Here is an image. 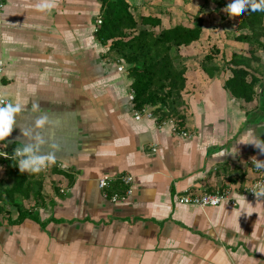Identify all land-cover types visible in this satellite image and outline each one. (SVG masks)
<instances>
[{
    "label": "crops",
    "instance_id": "1",
    "mask_svg": "<svg viewBox=\"0 0 264 264\" xmlns=\"http://www.w3.org/2000/svg\"><path fill=\"white\" fill-rule=\"evenodd\" d=\"M127 2L135 15L171 24L163 1ZM45 3L52 6L40 7ZM100 6L99 0H4L0 8L1 92L22 105L17 126L0 143L21 147L20 128L43 117L35 130L41 151L54 153L55 168L69 175L52 169L41 175L42 203L24 200L37 219L11 224L0 213V264H264V199L244 193L260 174L251 157L264 160L244 143L250 134L264 140V50L251 63L259 80L246 102L224 86L231 75L225 61L250 56V45L234 31L209 37L203 25L198 40L179 48L186 67L184 137L169 122L134 118L127 70H118L120 60L94 38ZM103 175L112 178L108 196L125 189L120 176L131 175V194L116 202L104 197L97 186ZM1 180L11 184L0 166ZM227 188L235 205L177 200Z\"/></svg>",
    "mask_w": 264,
    "mask_h": 264
},
{
    "label": "trees",
    "instance_id": "2",
    "mask_svg": "<svg viewBox=\"0 0 264 264\" xmlns=\"http://www.w3.org/2000/svg\"><path fill=\"white\" fill-rule=\"evenodd\" d=\"M203 1L207 4L210 0ZM99 2L101 23L95 28L94 38L107 45V52L124 64L127 76L131 79L134 109L150 107L158 123L173 118L178 127L183 128L187 116L185 108L182 107L186 67L181 61L179 48L200 38L203 18L198 15L193 17V23H175L166 27L158 15H135L127 0ZM225 4L226 1L217 0L218 6L224 7ZM232 30L237 32L236 40L250 45V56L232 54L225 61L231 75L224 86L233 96L252 102L259 78L250 74L249 69L253 68L252 61L260 60L255 54L256 51L264 50V11H245ZM205 58L211 59L207 55ZM261 101L263 102L262 105L260 103L259 111L264 112V98ZM0 166L10 173L11 178L10 185L0 181V213H6L11 224L35 217L30 207L24 206L22 199L32 198V206L42 203V174L20 173L16 167L17 160L12 158H0ZM52 171L69 176L55 167H52ZM12 211H17L15 218H11Z\"/></svg>",
    "mask_w": 264,
    "mask_h": 264
},
{
    "label": "clouds",
    "instance_id": "3",
    "mask_svg": "<svg viewBox=\"0 0 264 264\" xmlns=\"http://www.w3.org/2000/svg\"><path fill=\"white\" fill-rule=\"evenodd\" d=\"M51 4H42L40 7L49 8ZM264 11V0H227L223 11L227 12L229 17L235 16L238 12L245 11ZM39 105H33L32 110L36 111ZM22 110V105L19 103H5L0 105V141H4L6 137L10 135L16 124L17 114ZM45 123V118L40 117L36 119L31 128H20L21 136L27 140L31 138L30 142L21 140V147L13 150L9 158L17 160V168L20 173H39L42 169L50 167L55 163V156L52 152H42L43 139L35 131L38 127ZM19 127V126H18ZM248 143L253 147L259 149L260 153L264 154V140H261L257 135L250 134ZM3 143H0V147H4ZM254 162V166L257 169L264 170V160L251 157ZM251 192L255 197H264V182L258 183L253 187Z\"/></svg>",
    "mask_w": 264,
    "mask_h": 264
},
{
    "label": "built area",
    "instance_id": "4",
    "mask_svg": "<svg viewBox=\"0 0 264 264\" xmlns=\"http://www.w3.org/2000/svg\"><path fill=\"white\" fill-rule=\"evenodd\" d=\"M4 5V0H0V8ZM101 23V19L97 18L96 19V25ZM122 63L120 62L119 66H118V70H123L125 67L123 65H121ZM4 62L2 59H0V74L2 72V68H3ZM1 82H0V105H3L5 103H8V100L6 99V97L2 94L1 92ZM133 90L130 88V92L128 94V98L133 102ZM133 116L135 119H141V118H155L152 110L150 107H144L141 110L138 109H134L133 111ZM169 122L172 124V130L173 132L182 135L184 137H188L189 133L184 129V128H180L178 127L176 121L173 118H169L167 120L162 121L161 123H158L156 120V123L158 125H161L163 123ZM13 152V150H9L5 147H0V158L2 159H11L9 158L11 156V153ZM52 167H58L60 168V164L57 162V160L55 159V163L52 164L50 167L44 168L42 169L40 172L45 175L48 176L50 174V171L52 169ZM255 169L257 171L260 172L259 176L254 179L247 187H245L244 189V193L248 198H256L254 196V194L251 192V190L253 189V187L255 185H257L258 183H262L264 182V170H260L257 169L255 167ZM120 179L122 181V183L125 185V189H123L121 192H114L111 195L108 196V193L106 192L107 188L110 186L112 178L108 175H103L101 177L98 178L97 180V186L98 188L102 191V194L104 197H109V199L112 202H116L120 199H125L128 195L131 194L132 189H131V181H132V176L131 175H122L120 176ZM65 188H61L60 192L64 193ZM231 195V190L230 189H221V190H216V191H212V192H207V193H203V194H182L179 195L177 200L182 203V204H191V205H198L201 207H205V206H217L225 201H227L230 205H235L236 204V199L233 198ZM264 199V197H262Z\"/></svg>",
    "mask_w": 264,
    "mask_h": 264
},
{
    "label": "rangeland",
    "instance_id": "5",
    "mask_svg": "<svg viewBox=\"0 0 264 264\" xmlns=\"http://www.w3.org/2000/svg\"><path fill=\"white\" fill-rule=\"evenodd\" d=\"M161 1L164 2V5L167 8L170 7V10H166V14L170 15L171 24L179 21H184L185 23H193V17L199 15L204 20V35L208 34L209 37H222L223 34H225L224 31L227 33L230 32V35L232 37L233 31L234 34L237 32L235 30H232V26L230 25H234V23L237 22V19H239V17L245 13L238 12L235 16L229 17L227 12L223 11V5L221 7L217 5V0H214L216 1V3L210 0L207 4H204L203 0ZM224 1H226L227 3V0ZM166 14L164 15V20H167V18H169V16H166ZM22 203L24 204V200H22ZM29 206L31 205H28V207Z\"/></svg>",
    "mask_w": 264,
    "mask_h": 264
}]
</instances>
